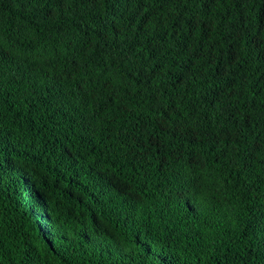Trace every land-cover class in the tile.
Returning a JSON list of instances; mask_svg holds the SVG:
<instances>
[{
	"label": "trees",
	"instance_id": "1",
	"mask_svg": "<svg viewBox=\"0 0 264 264\" xmlns=\"http://www.w3.org/2000/svg\"><path fill=\"white\" fill-rule=\"evenodd\" d=\"M0 264H264V0H0Z\"/></svg>",
	"mask_w": 264,
	"mask_h": 264
}]
</instances>
